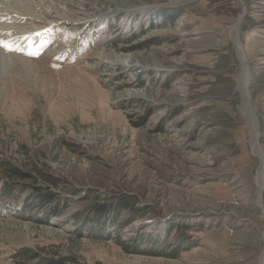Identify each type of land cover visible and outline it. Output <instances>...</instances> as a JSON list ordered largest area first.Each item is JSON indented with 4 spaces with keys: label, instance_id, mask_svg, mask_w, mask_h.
I'll return each instance as SVG.
<instances>
[{
    "label": "rangeland",
    "instance_id": "rangeland-1",
    "mask_svg": "<svg viewBox=\"0 0 264 264\" xmlns=\"http://www.w3.org/2000/svg\"><path fill=\"white\" fill-rule=\"evenodd\" d=\"M41 8L31 22L0 11V39L20 49L0 46L17 63L0 72V159L30 172L47 164L72 189L51 187L54 215L28 187H0V261L28 248L87 264H260L264 0ZM87 192L104 202L127 194L141 211L94 212L104 224L94 231L87 214L72 217L97 201Z\"/></svg>",
    "mask_w": 264,
    "mask_h": 264
},
{
    "label": "trees",
    "instance_id": "trees-1",
    "mask_svg": "<svg viewBox=\"0 0 264 264\" xmlns=\"http://www.w3.org/2000/svg\"><path fill=\"white\" fill-rule=\"evenodd\" d=\"M31 171L21 169L19 166H17L16 163H14L11 160L7 159H0V176L5 177L4 183L0 185L2 187V192L6 194H14V192L10 191L11 188L9 186H15L19 188L21 187H28L30 189L28 192V195L31 196L30 199L39 202L42 205L41 211H50L52 213V209L56 208L54 215H58L59 212V202L61 199V196L54 192L51 187L53 188H67V190L72 189V187L69 184L64 185V180L61 176L56 175L55 172L51 169V167L47 164H37L33 163L31 165ZM21 180H23L21 182ZM25 180V181H24ZM38 181H41L42 184L38 183ZM28 182V184H27ZM25 183L27 185H25ZM30 184V186H28ZM69 187V189H68ZM75 194H79L80 191L77 189H74ZM84 196V199L89 200L92 199L93 192L89 193ZM0 194L1 191H0ZM97 194V193H96ZM94 195L93 199L97 200L95 202H91L87 204L86 210L84 212H80L75 214L73 217L74 223H78L82 219L79 217L82 214H87L86 221L91 225L93 221H97L98 224L94 227V231L98 230L100 231L99 226H103L100 221L97 219V215H101L103 211L109 210V209H118V210H127L132 215L131 217H134L135 215L139 214L141 211V208H133L136 201L134 199H131L132 196L126 195H120L115 197L114 199L110 200L109 202H104L105 200L102 197H105L106 195H102V193H98V195ZM101 195V196H100ZM102 198V200H101ZM23 200V199H22ZM89 202V201H88ZM98 202L99 204H96ZM29 203V201H28ZM68 201L64 202L63 207L67 206ZM108 203H110L108 205ZM93 205V206H92ZM111 205L116 208H111ZM27 202L24 203V201L20 202V208L24 210H28L30 207L27 208ZM84 209V208H81ZM96 213L97 217H93V213ZM120 224H118V227L125 225L129 222L127 219H120L118 220ZM131 223V222H129ZM81 225V224H80ZM79 229V226L76 230ZM83 227L81 226L79 230H82ZM138 237H142L141 234H137ZM140 243V242H139ZM139 243H136V246H139ZM123 244H127L126 241H123ZM136 249V248H135ZM152 250V249H150ZM151 253V252H147ZM31 259H36L34 263L32 264H87L84 260L77 258L75 256H69V255H62L57 253L56 251L54 253H49L46 255L41 256L40 254L32 251L31 249H19L17 250L12 256H10L9 259H5L10 261V264H30ZM0 264H7L5 261H0ZM95 264H99L98 262H95Z\"/></svg>",
    "mask_w": 264,
    "mask_h": 264
},
{
    "label": "bare ground",
    "instance_id": "bare-ground-1",
    "mask_svg": "<svg viewBox=\"0 0 264 264\" xmlns=\"http://www.w3.org/2000/svg\"><path fill=\"white\" fill-rule=\"evenodd\" d=\"M56 3V0H51V1H48V2H44V1H41V0H22L21 1V4L23 6V10L25 13L28 14V12H31L32 10L36 9V8H41V6L45 7L47 6L48 4H55ZM19 1L18 0H0V11L4 10L5 13L9 14V15H16V14H19L18 16L22 17L24 16L21 9H20V6H19ZM25 15L24 17L26 18V21H32L31 19H29V16L33 17L31 14H28V15ZM48 12H45L44 15H47ZM107 14V13H106ZM13 17V16H12ZM53 15H51V18L49 17V19H54L52 18ZM17 20V19H16ZM18 21V20H17ZM64 23V22H63ZM65 25H68V24H71L70 22L69 23H64ZM63 24V25H64ZM8 29V28H7ZM14 31V30H13ZM8 54H11L13 55V53H8ZM8 54H5L3 51L2 53L0 52V72H4L6 71L7 68H10V66H14L16 65L17 63H15L11 57L8 55ZM15 55V54H14ZM118 56V55H117ZM116 57V56H115ZM113 61H115V58L113 57L112 58ZM21 60V59H19ZM116 61L119 62V60L117 59ZM127 63L130 64V67H133V63L130 61V60H127ZM132 63V65H131ZM19 66V65H18ZM14 68V67H13ZM19 68V67H18ZM17 69V68H16ZM253 126H254V129L252 130V140H253V137H256L258 134L256 132V129H255V125L254 123H252ZM255 132V134H254ZM252 142V141H251ZM256 144V143H255ZM257 145V144H256ZM255 145V146H256ZM257 148V147H256ZM255 148V150L258 151ZM263 172H264V163L261 165V167L259 168L258 172L256 173V181L257 183H261L262 182V178H263ZM260 187H261V184H260ZM261 259H260V264H264V251L261 255Z\"/></svg>",
    "mask_w": 264,
    "mask_h": 264
},
{
    "label": "snow or ice",
    "instance_id": "snow-or-ice-1",
    "mask_svg": "<svg viewBox=\"0 0 264 264\" xmlns=\"http://www.w3.org/2000/svg\"><path fill=\"white\" fill-rule=\"evenodd\" d=\"M0 46L4 47L5 49L11 51V50H17L19 51V48H14L13 44L10 41L0 39ZM29 55H38V52H29Z\"/></svg>",
    "mask_w": 264,
    "mask_h": 264
},
{
    "label": "water",
    "instance_id": "water-1",
    "mask_svg": "<svg viewBox=\"0 0 264 264\" xmlns=\"http://www.w3.org/2000/svg\"><path fill=\"white\" fill-rule=\"evenodd\" d=\"M257 154H258V153H257ZM258 156L260 157V155H258ZM260 188H261V187H260V184H259V190H260ZM258 199H259V200H258V201H259V203L261 204V199H260V196H258ZM261 206H262V205H261ZM262 209L264 210V207H263V206H262Z\"/></svg>",
    "mask_w": 264,
    "mask_h": 264
}]
</instances>
